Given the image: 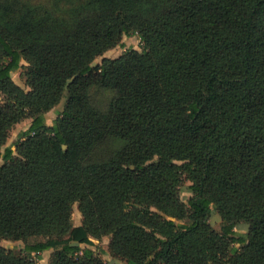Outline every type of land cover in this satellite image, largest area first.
I'll return each instance as SVG.
<instances>
[{"label":"trees","instance_id":"1","mask_svg":"<svg viewBox=\"0 0 264 264\" xmlns=\"http://www.w3.org/2000/svg\"><path fill=\"white\" fill-rule=\"evenodd\" d=\"M130 33L140 52L92 65ZM21 59L28 91L10 76ZM0 93V147L30 119L0 154V239L24 243L0 264L46 250L48 264H106L91 247L103 236L126 264H264V0L86 3L22 37L0 24Z\"/></svg>","mask_w":264,"mask_h":264},{"label":"rangeland","instance_id":"2","mask_svg":"<svg viewBox=\"0 0 264 264\" xmlns=\"http://www.w3.org/2000/svg\"><path fill=\"white\" fill-rule=\"evenodd\" d=\"M107 0H0V24H4L14 34L22 37L34 30H53L57 25L63 22H71L74 16V9L80 4L86 3H100ZM137 2H145L146 0H136ZM142 43L139 37L135 33L129 35H123L120 45H117L103 53L102 56L97 57L92 62V65L99 64L103 58L115 59L120 57L126 50L134 49L137 51L142 50ZM21 68L15 69L11 72V80L24 91H28L29 88L24 84L21 77L23 68L29 66L28 62L24 59L20 60ZM71 82L69 80L67 85ZM67 88L64 90L63 96L59 103L55 105L50 111L45 114V122L47 125H51L54 120L61 113L66 100H67ZM90 96L95 103L105 104L111 97V93L108 91H95L91 90ZM4 101V96L0 93V104ZM30 119H23L15 124L8 132V136L5 144L0 147V154L3 153L5 146L11 147L15 152V144L18 140V133L23 131L29 125ZM15 155V153H14ZM3 164V161H0ZM190 181L185 175L180 178L178 186L180 199L187 203L188 198L191 196L189 190ZM71 218L74 225L79 224L81 221V214L77 207V202L72 204ZM177 223L183 221H176ZM208 222L211 227L218 233H220L221 219L217 211L212 208ZM235 235H245L247 231V223L240 221L234 227ZM40 238H31L29 242L35 241ZM94 245L91 246L95 252L105 261L106 264H112L113 262L119 264H126L123 260H116L111 258L108 252L109 236H103L101 239H92ZM24 243L21 241H11L0 239V247L10 249L14 252L23 250ZM80 246L86 247L84 243H80ZM88 246V245H87ZM238 247L237 244H235ZM51 255V250L42 252L39 264H48ZM230 253H228V257ZM222 264H231L229 258H226Z\"/></svg>","mask_w":264,"mask_h":264},{"label":"crops","instance_id":"3","mask_svg":"<svg viewBox=\"0 0 264 264\" xmlns=\"http://www.w3.org/2000/svg\"><path fill=\"white\" fill-rule=\"evenodd\" d=\"M28 127V126H27ZM25 130V129H24ZM80 224V223H79ZM76 225H78V224H76Z\"/></svg>","mask_w":264,"mask_h":264}]
</instances>
